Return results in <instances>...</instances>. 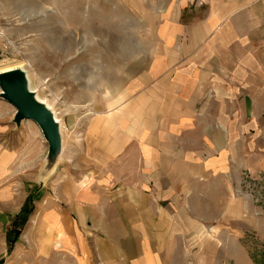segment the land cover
<instances>
[{
    "label": "crops",
    "instance_id": "crops-1",
    "mask_svg": "<svg viewBox=\"0 0 264 264\" xmlns=\"http://www.w3.org/2000/svg\"><path fill=\"white\" fill-rule=\"evenodd\" d=\"M139 57L120 107L41 163L9 251L26 195L0 193L1 264H186L192 248L201 264L232 180L264 168V0H168Z\"/></svg>",
    "mask_w": 264,
    "mask_h": 264
},
{
    "label": "rangeland",
    "instance_id": "rangeland-1",
    "mask_svg": "<svg viewBox=\"0 0 264 264\" xmlns=\"http://www.w3.org/2000/svg\"><path fill=\"white\" fill-rule=\"evenodd\" d=\"M19 1L0 0V68L27 73L28 86L60 121L62 151L78 150L100 114L129 97L132 66L152 47L168 0H29L30 11L16 8ZM14 111L0 98V146L5 139L9 150L0 193L15 201L31 195L33 209L47 143L33 120L9 122ZM228 193L220 223L206 227L201 264H264V168L242 170ZM199 252L187 249L186 264Z\"/></svg>",
    "mask_w": 264,
    "mask_h": 264
},
{
    "label": "water",
    "instance_id": "water-1",
    "mask_svg": "<svg viewBox=\"0 0 264 264\" xmlns=\"http://www.w3.org/2000/svg\"><path fill=\"white\" fill-rule=\"evenodd\" d=\"M28 86L26 72L12 68L0 72V98L10 103L15 111L11 121L19 125L22 120H33L47 143L39 178L46 176L58 164L62 153L60 122L55 121L51 109L35 98V91Z\"/></svg>",
    "mask_w": 264,
    "mask_h": 264
},
{
    "label": "trees",
    "instance_id": "trees-1",
    "mask_svg": "<svg viewBox=\"0 0 264 264\" xmlns=\"http://www.w3.org/2000/svg\"><path fill=\"white\" fill-rule=\"evenodd\" d=\"M31 198L32 196L28 195L22 205L20 211L14 216L12 219L9 230L6 233V243H7V251H9L14 243L17 235L19 234L22 226L24 225L28 215L32 211L31 206ZM2 263V259H0V264Z\"/></svg>",
    "mask_w": 264,
    "mask_h": 264
},
{
    "label": "bare ground",
    "instance_id": "bare-ground-1",
    "mask_svg": "<svg viewBox=\"0 0 264 264\" xmlns=\"http://www.w3.org/2000/svg\"><path fill=\"white\" fill-rule=\"evenodd\" d=\"M15 7L18 8V9H25V10H29L30 11V10H32L34 8V4L32 2H30L29 0H22V1L16 2L15 3ZM9 69H12V67H10V66L7 67V66L4 65V67L0 68V72L1 71H4V70H9ZM26 77L28 78L27 73H26ZM32 91L34 92V90H32ZM34 94H35L34 95L35 98L39 102H41L42 104H44L47 108L51 109V106L44 99H42L41 97H39L36 93H34ZM51 111H52V109H51ZM52 113L54 115V112L53 111H52ZM54 119H55V121L60 122L55 115H54Z\"/></svg>",
    "mask_w": 264,
    "mask_h": 264
}]
</instances>
